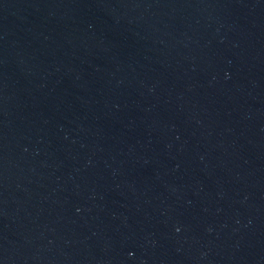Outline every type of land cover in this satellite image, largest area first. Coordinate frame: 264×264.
<instances>
[{
  "label": "water",
  "instance_id": "obj_1",
  "mask_svg": "<svg viewBox=\"0 0 264 264\" xmlns=\"http://www.w3.org/2000/svg\"><path fill=\"white\" fill-rule=\"evenodd\" d=\"M0 264H264V0H0Z\"/></svg>",
  "mask_w": 264,
  "mask_h": 264
}]
</instances>
